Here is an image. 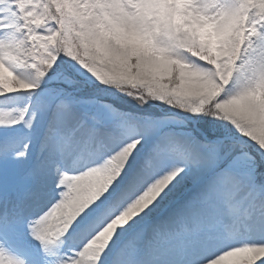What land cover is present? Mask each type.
Here are the masks:
<instances>
[{
	"label": "snow or ice",
	"instance_id": "obj_1",
	"mask_svg": "<svg viewBox=\"0 0 264 264\" xmlns=\"http://www.w3.org/2000/svg\"><path fill=\"white\" fill-rule=\"evenodd\" d=\"M6 33L48 47L4 63L29 102L0 106V232L71 239L58 264H264V0H0Z\"/></svg>",
	"mask_w": 264,
	"mask_h": 264
},
{
	"label": "rangeland",
	"instance_id": "obj_2",
	"mask_svg": "<svg viewBox=\"0 0 264 264\" xmlns=\"http://www.w3.org/2000/svg\"><path fill=\"white\" fill-rule=\"evenodd\" d=\"M17 44V40L11 33H6L4 36L0 37V82L11 79L9 74L4 70L5 62L12 64L13 67L18 66L20 76L24 79H30L28 78V76L31 75L33 77L34 72L41 67V60L47 57L46 48L48 47V42L39 35L35 37V42L31 45L27 43L26 38L23 42L19 43V46H17ZM13 59H15L16 61L15 64H13ZM28 102L29 98L24 93H13L8 94V96H0V106L23 107ZM32 134V131L29 132L21 130L22 139L24 140H26L27 137L30 136L34 137V135ZM34 152H36V155H39L38 145L36 143H33L31 149L29 150L28 161L25 162L24 165H20L19 167L23 168L27 165H30ZM8 176L9 174L6 173V179L8 178ZM21 234L23 235L22 246H18L16 239L12 237L11 234H8L11 236L10 241L16 247L15 250L18 251H12L10 252L11 254L21 257V253L24 252L28 256V259L30 260V262H32V264H34V261L40 255L41 264H58L60 249L53 251L57 254L56 256H53L50 252H45L43 251V249H40L38 244L34 242L29 236L23 233ZM44 236L45 239H49V237H47L46 235ZM0 247L2 246L0 245Z\"/></svg>",
	"mask_w": 264,
	"mask_h": 264
},
{
	"label": "bare ground",
	"instance_id": "obj_3",
	"mask_svg": "<svg viewBox=\"0 0 264 264\" xmlns=\"http://www.w3.org/2000/svg\"><path fill=\"white\" fill-rule=\"evenodd\" d=\"M28 78H32L31 75L28 76ZM36 129L32 130V135H35ZM39 158V156H37L36 158H32V163H34L37 159ZM31 163V164H32ZM51 187V176H49L47 178V180L45 181V185H44V191H42L37 197H34L32 199H30L24 206H23V215L25 217V219L30 218L32 215L35 214V211L44 204L46 198H47V193L48 190ZM62 228V223H61V218L59 216H54L53 218H51L47 224H45L43 226V234L46 235L47 237H49V239L53 238L54 234L60 229ZM9 238H11L9 236ZM7 236V240H10ZM72 244V240H66V242L63 244V242L59 241L58 237L56 238V243L54 244L52 251H55L57 249H65L67 251V249L71 246ZM0 245L3 247V243L0 242ZM10 245L12 246V244L10 243ZM14 245V244H13ZM4 248V247H3ZM6 250L10 253L12 251H15L14 249H10V248H6ZM44 251V250H43ZM11 254V253H10ZM24 261H27V263L32 264V262H30V260L28 259V256L22 252L21 253V257Z\"/></svg>",
	"mask_w": 264,
	"mask_h": 264
}]
</instances>
